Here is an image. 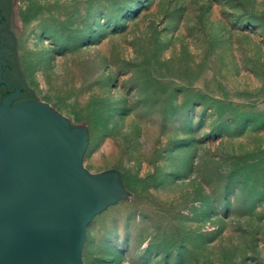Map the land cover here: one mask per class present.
<instances>
[{"label":"rangeland","instance_id":"1","mask_svg":"<svg viewBox=\"0 0 264 264\" xmlns=\"http://www.w3.org/2000/svg\"><path fill=\"white\" fill-rule=\"evenodd\" d=\"M32 96L128 194L83 264H264V0H11Z\"/></svg>","mask_w":264,"mask_h":264},{"label":"water","instance_id":"2","mask_svg":"<svg viewBox=\"0 0 264 264\" xmlns=\"http://www.w3.org/2000/svg\"><path fill=\"white\" fill-rule=\"evenodd\" d=\"M18 93L0 95V264H83L86 224L128 191L83 166V125Z\"/></svg>","mask_w":264,"mask_h":264},{"label":"flooded vegetation","instance_id":"3","mask_svg":"<svg viewBox=\"0 0 264 264\" xmlns=\"http://www.w3.org/2000/svg\"><path fill=\"white\" fill-rule=\"evenodd\" d=\"M11 0H0V95L19 89L17 99L28 90L16 59V35L10 24ZM1 98V97H0Z\"/></svg>","mask_w":264,"mask_h":264},{"label":"trees","instance_id":"4","mask_svg":"<svg viewBox=\"0 0 264 264\" xmlns=\"http://www.w3.org/2000/svg\"><path fill=\"white\" fill-rule=\"evenodd\" d=\"M25 96H27V97H33L32 94H31V92H30L29 90H26ZM118 178H119V180L121 181V176H120V174H118Z\"/></svg>","mask_w":264,"mask_h":264}]
</instances>
